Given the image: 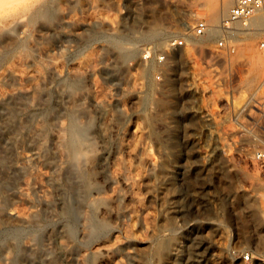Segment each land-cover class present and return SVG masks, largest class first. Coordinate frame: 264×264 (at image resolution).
Masks as SVG:
<instances>
[{"label":"rangeland","instance_id":"374dc122","mask_svg":"<svg viewBox=\"0 0 264 264\" xmlns=\"http://www.w3.org/2000/svg\"><path fill=\"white\" fill-rule=\"evenodd\" d=\"M214 4L210 0H53L54 13L36 20L50 21V27H24V47L0 65V74L7 67L22 72L30 60L40 66L52 59L66 77L69 73L80 77L78 94L87 90L107 103L100 112L84 97L95 124L105 129L104 138L95 137L92 157L106 144L111 159L107 177L124 170L130 185L123 189L129 197L112 205L118 211L107 215L112 229L88 245L81 243L79 226L76 245L67 254L70 261L60 264H82L89 250L116 244H120L113 255L117 264H135L136 257L144 264H264V227L258 220L264 213V171L254 159L256 151L264 150V68L250 80L242 49L248 46L264 58L258 47L264 33L232 38L222 31V15L215 24L220 28L216 36L195 35L196 21L209 23L207 12ZM62 14L65 21L60 24ZM49 16L57 18L55 24ZM154 25L165 30L166 42L161 46L154 43L157 39L141 38ZM95 29L137 39L141 55L116 56L105 38L91 37ZM192 36L204 39V44L192 45L188 38ZM173 37L182 38L183 44L171 51ZM168 53L173 59L171 77ZM150 64L155 68L143 75L142 68ZM102 65L107 71H101ZM4 88L0 84V90ZM145 153L159 159L152 175ZM46 169L38 165L23 178L20 185L29 196L27 182L39 181ZM118 187H122L119 182L104 181L105 198L113 197ZM172 195L175 207L168 213ZM29 204L16 199L11 205L27 212ZM58 224L57 218L53 227ZM48 227L40 234L44 240ZM173 244L174 263L164 256ZM246 252L255 259L245 260Z\"/></svg>","mask_w":264,"mask_h":264},{"label":"bare ground","instance_id":"6f19581e","mask_svg":"<svg viewBox=\"0 0 264 264\" xmlns=\"http://www.w3.org/2000/svg\"><path fill=\"white\" fill-rule=\"evenodd\" d=\"M210 1L214 4V0ZM216 1L214 6L210 7L212 9H208L211 11L207 12L209 15L206 20L210 21L207 22L209 26L207 25L205 30L207 38H213L218 34L220 28L215 26L217 20L222 15L226 16L234 3V0ZM52 5L53 0H0V65L24 47L21 36L24 27L30 24L41 29L50 27V21L41 24L36 20L52 11ZM51 16L54 17V14ZM50 19L53 22L57 18ZM58 20L60 24H63L64 15ZM108 24L109 29L112 30L113 25ZM54 26L55 31L57 25ZM59 26L58 29L63 25ZM56 31L59 30L56 29ZM164 31L161 26L154 25L150 28V32L141 35V38L157 39L154 43L161 46L166 42ZM261 33H264V13L262 12L255 13L247 21H234L228 30L229 35H226H232V38L240 36L246 38ZM125 34L117 35L95 29L91 37L105 38L109 46L116 49L118 53L116 56L127 59V56L129 58L139 51L136 47L137 39ZM188 38L194 46L204 44V39L199 40L193 36ZM172 39V42L176 40L174 37ZM127 43L130 44L127 45ZM169 45L171 51L176 50L172 43ZM242 49L246 52L249 64L248 76L252 80L261 74L264 58L248 46H243ZM168 56L166 63L170 76L173 59L171 54L168 53ZM151 67L155 68L151 64L143 67V75H146ZM93 68L91 73L95 71ZM110 69L112 68L109 67L108 70L112 71ZM101 71L105 72L107 68L102 65ZM69 75L71 76L66 77L52 59L45 60V63L43 65L40 63V66L35 65L34 60H30L22 72L7 67L0 74V84L5 86L0 90V264L69 262L67 254L76 245H74V239L78 235L77 228L79 226L82 228L81 243L88 245L110 228L107 215L118 214L116 207L112 205L114 203L120 205L122 200L129 197L123 189L130 185L124 170H119L111 177H107L111 159L109 149L105 147L106 144H103L104 146L97 150L96 156L92 157L95 137L104 138L105 129L95 124L94 116H91L90 111L84 106V97L85 99L88 97L90 106L92 105L100 112L107 109V103L92 97L88 94L89 91L86 92L87 90L84 94H78L77 92L81 89V79L77 74L72 76L69 73ZM169 76H167L168 84L171 82V76ZM149 87L152 89L151 85ZM140 88H137L138 93L141 92ZM65 98L68 99L66 102L68 105L65 103L67 106L64 105ZM147 101L148 98L144 100V103ZM135 157L139 158L136 154ZM145 161L148 165L147 170L152 175L159 164V159L148 153L145 155ZM38 165L47 169L42 172L39 181L27 182L32 194L29 196L21 188L20 183L25 175L31 174ZM172 176L170 172L167 178L170 180ZM104 181L106 183L116 181L122 185L108 200L103 195ZM174 197L172 195L168 202V213L174 211ZM16 199L30 203V209L27 212L16 210L11 205ZM57 218L60 219L61 225L58 224L60 227L55 228L53 225ZM258 220L264 227V213ZM47 226L51 227L45 238L48 242L42 239L45 235L40 236ZM25 237H28L27 241L24 240ZM159 238H156L158 244L161 241ZM119 249L120 244L96 246L89 250L87 255L85 254L81 262L95 264L97 260L99 263L117 264L113 261V255ZM156 253L159 257L163 256L159 252ZM176 254L177 248L173 244L165 253V260L174 263ZM134 262L144 264L141 257H136Z\"/></svg>","mask_w":264,"mask_h":264},{"label":"built area","instance_id":"2783aa9c","mask_svg":"<svg viewBox=\"0 0 264 264\" xmlns=\"http://www.w3.org/2000/svg\"><path fill=\"white\" fill-rule=\"evenodd\" d=\"M264 13V0H236L234 5L230 8L228 14L222 20V31L228 33L234 21H247L255 13ZM207 24L204 20H197L194 25L195 35H202L205 33ZM172 43L174 47H180L183 44V39H176ZM222 44V42H220ZM258 47L264 52V38L258 42ZM254 159L259 162L264 171V150L256 151ZM245 260H254L255 256L252 252H246L243 255Z\"/></svg>","mask_w":264,"mask_h":264}]
</instances>
